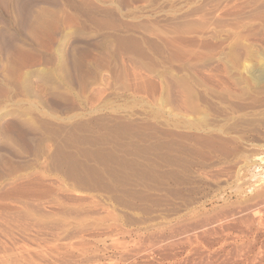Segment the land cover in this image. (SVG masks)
<instances>
[{
  "label": "rangeland",
  "instance_id": "rangeland-1",
  "mask_svg": "<svg viewBox=\"0 0 264 264\" xmlns=\"http://www.w3.org/2000/svg\"><path fill=\"white\" fill-rule=\"evenodd\" d=\"M56 1L83 65L55 119L32 98L30 152L0 157V264H264V0ZM33 3H0V81L65 39L30 28ZM20 97L0 91V114ZM67 133L91 173L52 155Z\"/></svg>",
  "mask_w": 264,
  "mask_h": 264
},
{
  "label": "bare ground",
  "instance_id": "bare-ground-1",
  "mask_svg": "<svg viewBox=\"0 0 264 264\" xmlns=\"http://www.w3.org/2000/svg\"><path fill=\"white\" fill-rule=\"evenodd\" d=\"M1 1V0H0ZM9 1V0H8ZM18 1V0H17ZM43 1V0H41ZM40 0H37V2H40ZM83 1V0H82ZM92 1V0H87ZM119 1V0H117ZM122 1V0H121ZM16 2V0H15ZM36 2V1H34ZM86 2L85 0L82 2ZM3 3V0L0 2ZM74 3V2H73ZM81 3V4H82ZM127 3V1H126ZM35 4V3H33ZM32 4V6H34ZM39 4V3H38ZM37 3L35 4L32 11L34 12V20H32V26L30 27L32 30L37 31L41 26H51L54 28V30L59 29V25L63 26L64 34H63V40L60 42L58 41L57 45L55 44L53 46V49L45 56H40L37 58L38 65L34 66L33 68L24 69V71L21 69L19 72H17L16 75V81L15 84L12 85V82L9 83L3 80L0 81V91L5 92V94H9V90L11 91L16 87L21 94L20 98H17L16 101H14L19 107L16 108V111L7 112L0 114V157L8 156V154H12V152L15 153H21L23 151L28 152L29 148L26 143V139L23 140V135L26 133L28 137L31 139L37 138L38 134H41L40 132L45 129V126L47 125V122H43V120H38L37 117L30 116V111L33 110V100L32 98L40 105L41 108L44 110L38 111V115L42 117L45 116H52V118L55 119V113L61 112V109L64 108V105L60 103V101L65 98H67L68 92L67 87L70 88L74 79V75L77 74V71L81 68L80 59L78 56H76L77 50L80 47V42H84L83 34H85L82 26L83 24L80 23L79 18L77 17L76 13L69 12V10H66L67 7L64 8V4H61L57 2L56 0H46L39 6ZM86 4V3H85ZM1 5V4H0ZM38 5V6H37ZM72 5V4H71ZM77 5V4H76ZM106 4H104L105 7ZM126 5V4H124ZM3 6V5H1ZM96 7V5H94ZM107 6V5H106ZM71 7V6H70ZM99 7V6H98ZM104 8L100 5V9ZM32 8V7H31ZM108 8V7H107ZM106 8V9H107ZM30 9V8H28ZM68 9V8H67ZM105 9V8H104ZM102 10V12L104 11ZM105 9V11H106ZM124 9V8H123ZM76 10V9H74ZM101 12V11H100ZM101 12V14H102ZM107 13V12H106ZM28 14V15H29ZM33 14V12H32ZM82 14V13H81ZM87 15V14H86ZM33 16V15H32ZM85 16V15H84ZM32 19V18H31ZM30 19V20H31ZM92 19V18H91ZM94 19V18H93ZM108 19V18H107ZM96 20V19H95ZM100 20V19H99ZM99 22V21H98ZM123 22V21H121ZM92 24V23H91ZM99 24V23H98ZM108 24V23H107ZM122 26V25H121ZM50 27V28H51ZM113 27V26H112ZM53 28L51 29L53 31ZM126 28V27H125ZM92 29V28H91ZM99 29V28H98ZM50 30V31H51ZM51 31V32H52ZM54 32V31H53ZM63 32V31H62ZM56 34V33H55ZM62 36V35H61ZM115 36V35H114ZM120 36V35H119ZM55 37V36H54ZM26 40V39H25ZM69 42L67 46H63V42ZM128 40V39H127ZM121 42V41H120ZM9 43V42H8ZM6 42V47L4 49L9 48L12 51H9L11 55L14 57V60H16L20 66L21 64L25 65V57L24 55L29 53L30 51L28 49L23 48L22 45L17 46L16 43L14 45L13 42H11L14 46H10L11 43ZM86 43V42H85ZM52 44V43H51ZM84 44V43H83ZM8 45V46H7ZM4 47V46H3ZM26 47V46H25ZM67 47V48H66ZM2 48V47H1ZM0 48V49H1ZM83 48V47H82ZM2 50V49H1ZM85 50V49H84ZM81 51V50H80ZM86 54H88L90 51L85 50ZM4 52V51H3ZM6 52V51H5ZM8 52V53H9ZM78 52V51H77ZM108 52V51H107ZM111 52V51H110ZM80 53V52H79ZM83 53V51H82ZM95 53V52H94ZM98 54V53H97ZM95 56V55H94ZM99 59V58H97ZM83 61V60H82ZM88 61V60H87ZM2 62V61H1ZM3 63V62H2ZM1 65V64H0ZM30 67V66H29ZM264 70V69H263ZM117 71V70H116ZM1 75V74H0ZM101 76V75H100ZM258 79V77H257ZM136 80V79H135ZM251 80V79H250ZM252 81V80H251ZM67 86V87H66ZM72 88V87H71ZM66 89V90H65ZM16 91V90H15ZM14 91V92H15ZM80 95V94H79ZM7 98V97H6ZM71 98L70 96L68 97ZM68 99V100H69ZM7 100V99H6ZM13 101V100H12ZM65 101V100H64ZM89 101V100H88ZM8 102V101H7ZM29 104V106L22 107L21 105ZM67 104V102H66ZM65 104V105H66ZM4 105V104H3ZM0 104V109L2 106ZM14 105V103H13ZM5 108V107H4ZM5 110V109H4ZM70 111V110H69ZM50 112V113H48ZM53 113V115L51 114ZM113 114V113H112ZM11 115L13 118L12 120H15L16 124H12V122H5V126L8 125V127H5L4 124L2 126L1 121L4 117ZM29 115V116H27ZM118 117V116H116ZM7 119V117H6ZM115 119V118H114ZM118 118H116L117 120ZM10 121V120H9ZM47 121V120H46ZM4 122V121H3ZM42 122V124H41ZM52 122V121H51ZM109 122V121H108ZM8 123V124H7ZM10 123V124H9ZM12 124V125H11ZM124 124V123H123ZM201 124V123H200ZM43 125V126H42ZM62 125V124H61ZM65 125V124H64ZM81 125V124H80ZM79 125V126H80ZM19 126V127H18ZM91 126V125H90ZM112 126V125H111ZM120 126V125H119ZM128 126V125H126ZM66 127V126H65ZM93 127V125H92ZM62 128V126H61ZM64 128V127H63ZM104 128V127H103ZM110 128V127H109ZM115 128V127H114ZM118 128V127H117ZM121 128V127H120ZM133 128V127H132ZM140 128V127H139ZM48 129V128H47ZM53 129V128H52ZM60 129V128H58ZM58 129L54 128L55 133H58ZM107 129V128H106ZM108 130V129H107ZM123 130V129H122ZM125 130V129H124ZM127 130V129H126ZM53 131V130H52ZM95 131V129H94ZM93 131V133H94ZM130 131V130H129ZM80 132V131H79ZM118 132V131H117ZM46 133V132H45ZM109 133V132H108ZM24 135L26 138H28ZM65 139H63L61 142H57L54 147V151L52 152L53 156L57 159L58 162H60L62 165H65L68 167L70 171H73V173H77L79 170H83L85 172H90L92 168H90L85 163H82L80 161L79 155L82 153H87V149L84 147H78L74 150V152L67 151V148L70 144H74L75 141L73 140L74 135L67 133ZM134 134V133H133ZM77 135V134H76ZM80 135V134H79ZM90 135V134H89ZM93 135V134H92ZM37 136V137H36ZM176 136V135H175ZM208 136V135H207ZM213 136V135H212ZM217 136V135H216ZM57 137V136H56ZM63 137V136H62ZM77 138L79 136H76ZM85 137V136H84ZM120 137V136H118ZM53 138V137H52ZM60 138V137H59ZM92 138V137H91ZM129 138V137H128ZM218 138V137H217ZM216 138V139H217ZM220 138V137H219ZM30 139V141H32ZM114 139V138H113ZM76 140V139H75ZM123 140V139H121ZM219 140V139H218ZM77 141V140H76ZM103 141V140H102ZM107 141V140H106ZM79 142V140H78ZM86 142V141H82ZM81 142V143H82ZM90 142V141H89ZM88 142V143H89ZM120 142V140H119ZM80 143V142H79ZM91 143V142H90ZM69 144V145H68ZM82 145V144H81ZM80 145V146H81ZM119 145V143H118ZM121 145V144H120ZM49 146V145H48ZM25 147V148H24ZM30 147V146H29ZM38 146H36L37 148ZM125 147V146H124ZM45 148V147H44ZM74 148V147H73ZM72 148V149H73ZM178 149V148H177ZM53 150V149H52ZM106 150V149H104ZM113 150V149H112ZM89 151H92L91 149ZM98 151V150H97ZM140 151V150H139ZM173 151V150H172ZM30 152V151H29ZM34 152V151H33ZM95 152V151H94ZM99 152V151H98ZM116 152V151H115ZM122 152V151H121ZM141 152V151H140ZM92 153V152H91ZM101 153V152H100ZM106 153V152H105ZM112 153V152H111ZM25 154V153H24ZM104 154V153H103ZM123 154V153H122ZM135 155V154H134ZM52 156V157H53ZM127 156V155H126ZM48 157V156H47ZM51 157V156H50ZM84 158V157H83ZM82 158V159H83ZM107 158V157H106ZM16 159V158H15ZM87 159V157H86ZM109 159V158H108ZM114 159V158H113ZM117 159V158H116ZM90 160V159H89ZM13 161V160H12ZM56 161V160H55ZM110 161V160H109ZM152 161V160H151ZM57 162V163H58ZM91 162V161H90ZM150 163V162H149ZM51 164V163H50ZM88 164V163H87ZM100 164V163H99ZM125 164V162H124ZM155 164V163H154ZM101 165V164H100ZM92 166V165H91ZM130 166V165H129ZM61 167V166H60ZM109 167V166H108ZM119 167V166H118ZM134 167V166H133ZM59 168V167H58ZM64 168V167H63ZM96 169V168H95ZM104 169V168H103ZM114 169V168H113ZM116 169V168H115ZM118 169V168H117ZM132 169V168H131ZM135 170V169H134ZM133 170V171H134ZM45 171V170H44ZM51 171V170H50ZM108 171V170H107ZM125 171V170H124ZM131 171V170H130ZM143 171V170H142ZM118 172V171H117ZM56 173V172H55ZM65 173V172H64ZM69 173V172H68ZM91 173V172H90ZM120 173V172H119ZM146 173V172H145ZM61 174V173H60ZM70 174V173H69ZM93 174V173H92ZM97 174V173H96ZM104 174V173H103ZM106 174V173H105ZM122 174V173H121ZM79 175V174H78ZM84 175V174H83ZM89 175V174H87ZM91 175V174H90ZM89 175V176H90ZM135 175V174H134ZM137 175V174H136ZM143 175V174H142ZM147 175V174H146ZM67 176V175H66ZM70 176V175H69ZM100 177V175H98ZM108 176V175H107ZM121 176V175H120ZM109 177H113L109 175ZM114 178V177H113ZM119 178V176H118ZM34 179V177H33ZM22 181V180H21ZM37 181V180H36ZM92 181V180H91ZM28 182V181H27ZM119 182V181H118ZM133 182V181H132ZM25 183V182H24ZM98 183V182H97ZM101 183V182H100ZM107 185V184H106ZM129 185V184H128ZM132 186V185H131ZM117 199V198H116ZM35 211V210H34ZM33 211V212H34ZM39 211V210H38ZM37 214V211L35 212ZM42 213V212H39ZM25 215V214H24ZM40 215V214H39ZM28 217V216H27ZM28 251V250H27Z\"/></svg>",
  "mask_w": 264,
  "mask_h": 264
}]
</instances>
